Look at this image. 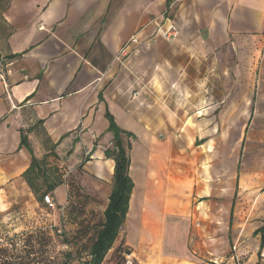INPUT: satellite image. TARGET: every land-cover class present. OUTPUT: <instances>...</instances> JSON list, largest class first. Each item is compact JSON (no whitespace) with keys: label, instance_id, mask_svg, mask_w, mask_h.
I'll return each mask as SVG.
<instances>
[{"label":"crops","instance_id":"crops-1","mask_svg":"<svg viewBox=\"0 0 264 264\" xmlns=\"http://www.w3.org/2000/svg\"><path fill=\"white\" fill-rule=\"evenodd\" d=\"M0 71L1 172L28 186L23 134L109 203V114L134 183L114 246L135 264H264V0H0Z\"/></svg>","mask_w":264,"mask_h":264},{"label":"rangeland","instance_id":"rangeland-1","mask_svg":"<svg viewBox=\"0 0 264 264\" xmlns=\"http://www.w3.org/2000/svg\"><path fill=\"white\" fill-rule=\"evenodd\" d=\"M188 126L190 130L182 134L190 140L191 121ZM259 134L264 136V128ZM43 170L34 191L17 175L0 170V250H5L0 252V264L6 258L17 264H88L91 246L105 220L108 203L104 191L95 183L90 185L92 190L81 185L78 176L82 169L67 158L53 159V165ZM49 186L55 187L51 193L47 192ZM259 187L263 199L258 204L264 206L263 178ZM48 194L54 199L53 208L44 203ZM128 255L124 241H119L103 264H125Z\"/></svg>","mask_w":264,"mask_h":264},{"label":"trees","instance_id":"trees-1","mask_svg":"<svg viewBox=\"0 0 264 264\" xmlns=\"http://www.w3.org/2000/svg\"><path fill=\"white\" fill-rule=\"evenodd\" d=\"M110 121V131L114 132L115 137V149L112 151L106 150L105 155L115 161V173L113 190L109 197V203L105 210V220L101 224L100 229L97 232L95 241L90 249V262L88 264H103L107 254L114 247V244L122 231L124 223L129 209L130 197L134 188V183L129 176L130 159L127 154V149L122 145L120 139V129L117 127L112 116L107 114ZM21 146L26 147L32 154V165L24 173L23 178L31 188L35 190V181L44 175V170L34 156L29 146L28 139L22 134ZM55 187L49 186L47 192L51 193ZM262 234V243L264 242V228L260 230ZM5 252V250H0ZM3 264H17L15 261H10L9 258L3 262Z\"/></svg>","mask_w":264,"mask_h":264},{"label":"built area","instance_id":"built-area-1","mask_svg":"<svg viewBox=\"0 0 264 264\" xmlns=\"http://www.w3.org/2000/svg\"><path fill=\"white\" fill-rule=\"evenodd\" d=\"M161 36L167 40L170 41L172 39H175L179 35V30L176 25L172 24L169 28L166 30H162L160 28ZM138 43V38L136 36H133L128 43H126L116 56V61L120 63L121 65H124V61L131 53V50L135 44ZM0 78L4 81L5 78L3 76V73L0 71ZM44 203L46 206L53 208L54 207V199L53 197L48 194L44 196ZM235 251V249H234ZM125 264H135L134 258L131 255H128L125 261Z\"/></svg>","mask_w":264,"mask_h":264}]
</instances>
